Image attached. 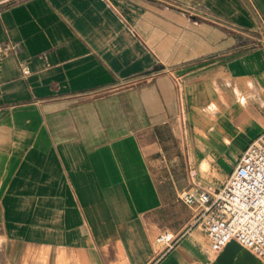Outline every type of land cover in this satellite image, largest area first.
Wrapping results in <instances>:
<instances>
[{
	"label": "crops",
	"instance_id": "0c3cea01",
	"mask_svg": "<svg viewBox=\"0 0 264 264\" xmlns=\"http://www.w3.org/2000/svg\"><path fill=\"white\" fill-rule=\"evenodd\" d=\"M262 133L264 0L0 1V264H210L179 192Z\"/></svg>",
	"mask_w": 264,
	"mask_h": 264
},
{
	"label": "built area",
	"instance_id": "2783aa9c",
	"mask_svg": "<svg viewBox=\"0 0 264 264\" xmlns=\"http://www.w3.org/2000/svg\"><path fill=\"white\" fill-rule=\"evenodd\" d=\"M179 198L195 206L191 227L207 236L208 256L214 259L234 239L264 264V133L247 145L222 184L212 187L192 180ZM178 241L170 232L157 237L166 251Z\"/></svg>",
	"mask_w": 264,
	"mask_h": 264
},
{
	"label": "water",
	"instance_id": "95a60500",
	"mask_svg": "<svg viewBox=\"0 0 264 264\" xmlns=\"http://www.w3.org/2000/svg\"><path fill=\"white\" fill-rule=\"evenodd\" d=\"M210 264H263L249 250L234 239L227 242L223 250Z\"/></svg>",
	"mask_w": 264,
	"mask_h": 264
},
{
	"label": "rangeland",
	"instance_id": "374dc122",
	"mask_svg": "<svg viewBox=\"0 0 264 264\" xmlns=\"http://www.w3.org/2000/svg\"><path fill=\"white\" fill-rule=\"evenodd\" d=\"M1 1V0H0ZM259 35H261V33H258ZM261 43V41H260V39L256 42V44H260ZM183 202V201H182ZM183 204L185 205V206H189V205H187L185 202H183ZM190 206H193V207H195L194 205H190ZM157 247H159V248H162V244H159L158 242H157ZM211 259V258H210ZM209 258H204L203 260H205V261H208V260H210Z\"/></svg>",
	"mask_w": 264,
	"mask_h": 264
},
{
	"label": "bare ground",
	"instance_id": "6f19581e",
	"mask_svg": "<svg viewBox=\"0 0 264 264\" xmlns=\"http://www.w3.org/2000/svg\"><path fill=\"white\" fill-rule=\"evenodd\" d=\"M211 263V262H210Z\"/></svg>",
	"mask_w": 264,
	"mask_h": 264
}]
</instances>
